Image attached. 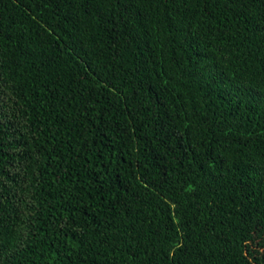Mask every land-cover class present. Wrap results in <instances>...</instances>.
Instances as JSON below:
<instances>
[{"label":"trees","instance_id":"obj_1","mask_svg":"<svg viewBox=\"0 0 264 264\" xmlns=\"http://www.w3.org/2000/svg\"><path fill=\"white\" fill-rule=\"evenodd\" d=\"M0 264H264V0H0Z\"/></svg>","mask_w":264,"mask_h":264}]
</instances>
